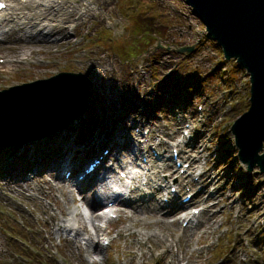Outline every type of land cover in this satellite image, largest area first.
Wrapping results in <instances>:
<instances>
[{"label": "rangeland", "instance_id": "374dc122", "mask_svg": "<svg viewBox=\"0 0 264 264\" xmlns=\"http://www.w3.org/2000/svg\"><path fill=\"white\" fill-rule=\"evenodd\" d=\"M88 2L93 3L92 14L84 18L86 24L78 20L72 24L68 35L71 42H52L41 52H34L29 63L3 65L5 58L16 59L22 54L13 47V41L7 44L0 39V92L65 72L82 74L90 81L85 112L67 128L22 146L0 148V264H130L129 251L140 256L142 250L148 253L152 248L157 250L156 242L163 240L168 246L178 242L179 249L171 248L160 264H173L182 257L185 260L179 264H264V175L258 169L250 173L241 165L231 130L250 109L249 76L235 62H225L221 48L207 38L204 26L183 0H84L80 3L82 11ZM77 23H81V27L74 32ZM54 39L56 37L52 41ZM159 44L164 48L157 49ZM172 46L190 47L193 52L184 55L168 52L166 48ZM39 59L44 63L35 65ZM89 59L95 63H84ZM68 105L62 102L57 108L61 120L70 115ZM82 125L93 129L84 142L83 136L78 137L83 134ZM188 129L191 141L183 142ZM16 133L21 134L17 137L23 136L22 132ZM151 136L154 138L149 142ZM89 138L95 140L93 144H106L99 153L109 150L107 161L110 162L106 168L113 165L112 176H118L119 165L130 166V160L134 161L131 167H135L143 163L145 155V158L149 156L147 162L155 161L158 166L159 152L171 156L178 144V151L185 147L183 163H193V174L208 171L211 176L210 180L200 178L198 185L192 182L185 186L188 190L193 187L194 193L187 191L181 199L201 190L204 192L198 196L208 198L206 204L188 206V213L201 211L207 205H218L215 209L218 221L209 231L206 243L199 245L197 239L201 234L192 236L195 229L184 228L182 222L167 224L163 230L134 228L127 232L130 223L125 216L113 221L114 231L108 239L112 244L103 247L102 255L87 251L80 242L75 245V233L57 232L58 224L66 219L60 215V210L67 215L76 205L71 202L69 190L80 210L84 208L79 202L80 193L72 186L80 174H71L65 179L68 169L54 165L60 161L67 142L81 146L88 143ZM124 142L129 146L121 147ZM161 142L166 146L157 151L156 146ZM139 144L143 154L137 160L134 152ZM168 172L160 173L153 181L165 186L163 178H168L177 184L179 170L175 169L173 178L168 177ZM15 174L23 177L19 178L21 182L32 184L25 195L13 187L19 182L16 178L13 186L8 184ZM57 176L64 182L50 201L38 192L39 184L33 183L40 179L49 185ZM215 176L220 181L211 183ZM186 179L196 182V177ZM149 187L142 186L146 190ZM169 191L170 186L155 192L156 201L158 198L160 202ZM220 192L223 195H218ZM211 193L216 195L215 199L209 198ZM138 194L148 196L143 205L154 203L151 194L143 191ZM31 195L33 202L27 200ZM145 217L136 219L147 222L149 219ZM207 218L201 215L200 219ZM166 219L171 223L176 221L173 215ZM88 231L92 236L89 228ZM130 233H135V237ZM138 233H157L159 237L156 242L148 241L146 236L137 237ZM203 248V255L198 258L196 253ZM157 254L162 255V252Z\"/></svg>", "mask_w": 264, "mask_h": 264}, {"label": "bare ground", "instance_id": "6f19581e", "mask_svg": "<svg viewBox=\"0 0 264 264\" xmlns=\"http://www.w3.org/2000/svg\"><path fill=\"white\" fill-rule=\"evenodd\" d=\"M7 3V9L3 12H0V36L4 37L6 42L12 41L15 48H18L21 50L20 55L21 57L16 58V62L21 61L22 63H29L30 58L34 55V52H41L42 48L45 46H51L52 42L60 41L62 42H71L70 37V27L74 23L75 19L82 21V24H86L84 22V18L90 16L92 13L91 6H93L92 2H88V5L84 7V10H81V4L84 0H4ZM110 14V12H109ZM81 27V24L76 25L75 29H79ZM77 37V35H75ZM56 37L54 39L55 41H52V38ZM40 43V45L38 44ZM12 47V48H13ZM14 60V59H13ZM44 60L39 59L38 62H34L35 65L43 64ZM84 63L93 64L95 63L92 59L85 60ZM5 66H13L14 61L6 59L3 63ZM50 107H53V104L50 103ZM72 107V106H71ZM74 112L73 108H70V113ZM65 120H63L64 122ZM89 130V134L92 132L91 128H86ZM96 137L98 135H95ZM107 136V135H104ZM154 137H149L150 140H152ZM104 140V139H103ZM111 141V140H109ZM95 140L93 138L90 139V141L86 144H82L81 146H78L73 141L71 143H66L65 147H63L62 155L60 156V161L57 162L54 167L59 169H68V172H71L72 174H84L83 169L84 167L90 163V161L98 156L100 157L102 155V163L103 161L107 160V156L104 154H100L99 151L102 147H104L106 144L99 142L93 144ZM91 144V145H90ZM93 144V146H92ZM109 149H110V143H108ZM118 145V143H117ZM26 146V145H25ZM92 146V147H91ZM129 144L127 142H124L121 147H128ZM162 147L165 146L164 143L161 144ZM119 147V145H118ZM157 146L156 148H158ZM147 148V147H146ZM47 149V148H46ZM92 150H95V152H92ZM143 148L142 146L137 147L134 154L135 156L140 157L142 155ZM150 151V150H149ZM184 153V149L182 150ZM90 153H93L90 155ZM90 155V156H89ZM165 160H167L166 157L163 156ZM118 161V158L116 159ZM133 163V160L130 161ZM20 166V165H19ZM120 166V165H119ZM140 166V165H139ZM168 165H166L167 167ZM142 174L140 176L135 177V181L139 178L142 179L140 182L141 185H143V181L146 180L147 186H150L149 189H154L156 192L162 191L167 188L166 180H163L162 184H166L165 186L159 185L158 182L152 181L155 180L160 174L159 171L155 172L154 170L156 167L150 166L148 164H145L142 166ZM164 167V168H166ZM101 168V166L98 167V169ZM160 168V167H157ZM22 169H24L22 167ZM98 169H96L97 172ZM160 170H162L160 168ZM95 171V172H96ZM67 172V173H68ZM88 176L85 175V179L83 181L80 180H74L73 185L75 188H77L78 193H80L81 199H79V202L81 203V206L87 207L89 210L94 207V203H96V200L101 196V193L97 191L98 182L100 183V186L102 188H105V190L110 189L109 182L104 180L105 174H103L102 177H99L97 179H94V175ZM124 172V171H122ZM121 172V173H122ZM207 172H200L199 177L201 178H208L211 179V176L208 175ZM154 176V177H152ZM144 177V178H143ZM16 186L14 185V181ZM23 178V177H19ZM18 176H15L10 178V182L8 184H13V187H17V192H19L21 195H25L28 193V191L31 189V185L26 182H21L19 180ZM104 180V181H103ZM134 181V182H135ZM220 181V180H219ZM218 176H215L210 181L211 183H218ZM61 182H64L61 177L57 176L56 179L52 182L49 181V185L45 183L44 180H35L33 183L34 185L39 184V190L38 192L45 197L46 199H49L52 201L54 198H52L55 195V191H57L58 186L61 184ZM122 184V181H117ZM159 185L158 187H155L153 184ZM41 184L43 186H41ZM45 184V186H44ZM135 185L134 189H137L135 192H132L131 188V195L132 199L127 200L125 197L116 196L113 198L114 202L119 205H123L122 209H120L121 216H125L130 226L126 230L127 232L131 231L134 228H142L150 230L151 228H158L157 230H163L165 225H173L175 223H183L187 222L186 228H189V230H194L192 236H197L198 234H201V236L197 239V243L199 245L205 244L207 241V237L209 236V231H211L212 227L217 223V215L215 209L218 205H207L205 206L200 212L199 216H196V213H188L189 211V205L190 204H206L208 201L207 199L203 198V195L200 197L198 194H196L190 201V203H182L178 206V204L175 203L176 198L174 196H171V192H168L167 199H171L172 205L169 203H166L167 200L162 197V199L156 201V196L154 195L153 201L154 203H151L149 205H143V201L145 198L147 199L148 196L144 197L140 194H138V191H141L140 186H137V184L133 183ZM203 184H206L203 182ZM210 184V183H209ZM209 184L206 185L209 187ZM178 189L180 191V194H184L188 188L185 187L187 184H184L183 182H179ZM115 186V185H114ZM176 188L174 184L170 186L171 188ZM11 189L10 187H8ZM71 189V188H70ZM87 190V194H86ZM221 190H224V187H221ZM69 195L71 197V202L75 205L74 211L70 212L69 214L65 215L61 212L60 208L58 207V210H60V215L66 217L65 220H62L61 224H58V230L57 232L61 231L66 234H72L75 233V242L74 244L78 246V242L85 245L87 251H95L98 255L103 254V247L100 245V241L96 243V241L93 238H84V234H88V228H87V222L85 219V216L83 212L80 210V206L78 204V201L74 199V196L72 192L69 190ZM93 194L90 196L89 193ZM151 192H154L153 190H150L146 192V194H151ZM109 193V191L107 192ZM130 195V196H131ZM218 195H223L222 192H220ZM216 195H213L212 193L209 195V198L215 199ZM152 197V196H151ZM196 197V198H195ZM110 198V197H108ZM34 197L31 195L28 201L33 202ZM197 199H201L202 202H200ZM184 206V207H183ZM109 206L105 207L108 208ZM95 208V207H94ZM104 208V209H105ZM115 209L114 207L111 208V210ZM214 214L210 216V213ZM187 213V214H185ZM185 214V215H184ZM146 215L145 219H149L147 222H144L142 220H137L136 217L144 216ZM170 215H173L176 217V221L168 222L166 218L170 217ZM201 215L208 216V218L205 221H201ZM101 218L100 213H97L93 216V221L95 219ZM136 222H134V221ZM135 223L136 225H134ZM163 228V229H162ZM198 229V230H197ZM185 231V230H184ZM184 233V232H183ZM99 234V233H98ZM131 237H135V233H130ZM146 236L148 241L155 240L159 235L157 233H153L152 235H144L142 233H138V236ZM156 242V240H155ZM157 250H154L153 248L150 249L149 253L147 251L142 250V254L138 256L137 252L135 251H129L128 256L131 257L130 264H137L136 260H139L138 264H160L165 259V254L170 252L171 248L173 249H179L178 242L176 245L174 242H171V245H166V241H162V243H157ZM201 249L199 254L198 252L196 255H198V258H201L203 255ZM162 252V255L157 254V252ZM184 253V251H183ZM147 257V255H149ZM184 257H182L181 261H184ZM181 261H177L176 259L173 262V264H179Z\"/></svg>", "mask_w": 264, "mask_h": 264}, {"label": "water", "instance_id": "95a60500", "mask_svg": "<svg viewBox=\"0 0 264 264\" xmlns=\"http://www.w3.org/2000/svg\"><path fill=\"white\" fill-rule=\"evenodd\" d=\"M185 2L206 26L208 37L222 49L225 60L236 61L239 68L246 70L251 77V107L234 123L231 130L241 164L250 173L258 169L264 175V154L260 155L264 150V0ZM176 49L181 54L193 52V48ZM25 87H28L27 94L35 95L13 101L0 100V147L6 146L9 140L17 136L16 131L28 127L30 122L24 118L37 113L41 117L46 114L54 117V114H58V104L69 103L72 99L73 105L77 95L88 91L90 82L79 74L62 73ZM19 89L14 88L2 94L16 93ZM50 103H56L57 107H50ZM14 127L15 130L12 129Z\"/></svg>", "mask_w": 264, "mask_h": 264}, {"label": "snow or ice", "instance_id": "6c2138e0", "mask_svg": "<svg viewBox=\"0 0 264 264\" xmlns=\"http://www.w3.org/2000/svg\"><path fill=\"white\" fill-rule=\"evenodd\" d=\"M0 7H2V5H0Z\"/></svg>", "mask_w": 264, "mask_h": 264}]
</instances>
